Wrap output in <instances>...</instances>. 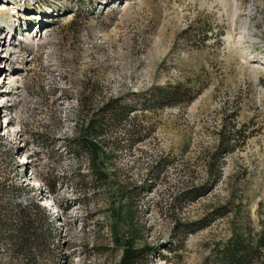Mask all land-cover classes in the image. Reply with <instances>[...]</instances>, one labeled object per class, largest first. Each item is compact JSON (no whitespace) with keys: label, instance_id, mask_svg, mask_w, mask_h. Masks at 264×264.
Here are the masks:
<instances>
[{"label":"rangeland","instance_id":"obj_1","mask_svg":"<svg viewBox=\"0 0 264 264\" xmlns=\"http://www.w3.org/2000/svg\"><path fill=\"white\" fill-rule=\"evenodd\" d=\"M14 4L52 14L0 46V264H118L128 245L136 264H211L233 227L258 241L264 0H0V39Z\"/></svg>","mask_w":264,"mask_h":264},{"label":"trees","instance_id":"obj_2","mask_svg":"<svg viewBox=\"0 0 264 264\" xmlns=\"http://www.w3.org/2000/svg\"><path fill=\"white\" fill-rule=\"evenodd\" d=\"M178 89V85L173 86L170 89L161 90L160 94H164V96L173 98V101L171 103H176L178 102V97L176 96H179V93L181 92ZM109 112H111L114 116L116 115L113 108L111 109V111L109 110ZM224 139L225 136L222 137V142H220L218 147H216V149H214V151L210 154V157H212V162L209 163L210 166L213 165L214 159L219 158V154L222 150L227 152L228 149L232 148V146L228 145L227 147L223 146ZM90 145H92V148L90 149L89 156L94 159V157L96 156L94 148L97 147V145L92 140L88 141L86 139H77V141H75L72 145V150L74 151V153H78L82 150L84 152H87L90 148ZM217 165L218 162L216 163V166ZM96 176L101 177L99 175ZM206 189L207 187H205L204 185L191 184L186 189H183L179 195L183 196V194H185L191 199H196L198 196L205 193ZM32 207L36 211L34 215L40 216L36 217L37 220H41L42 222L47 223L50 227V223H48L47 221L48 215L43 211V208H41L37 202H33ZM20 217L22 218L21 215ZM210 221V218L199 217L198 220H189L183 223H187L188 225H190V228H188V230H193L195 228H198L199 226L205 227L209 225ZM30 222L31 219L29 217L22 218L19 223L20 228L18 227V230L16 232L20 234V238L22 241L24 239H28L30 241V238H34L37 244H41L45 248L44 242L46 239H44L43 241L41 240L43 239L41 236H44V234L40 233L34 227H32ZM183 223L179 222L178 225ZM233 228V233L223 242H220L216 245V251L214 253L215 258L213 262H211V264H254L255 262H257V264H264V256L261 257V251L262 249H264V233L260 235V238L257 242H252L253 239L251 238L250 234L244 236L237 227ZM114 236L115 240L118 241L119 239L118 236H116V233ZM122 251V257L118 264H136L145 249L135 250L131 245H128V248Z\"/></svg>","mask_w":264,"mask_h":264},{"label":"bare ground","instance_id":"obj_3","mask_svg":"<svg viewBox=\"0 0 264 264\" xmlns=\"http://www.w3.org/2000/svg\"><path fill=\"white\" fill-rule=\"evenodd\" d=\"M46 22H47V21H46ZM36 23H37V22H36ZM37 24H38V23H37ZM39 26H40V25H39ZM30 27L32 28V25H30ZM16 30H17V29H16ZM5 31H6V32L9 31V29H6ZM14 31H15V30H14ZM24 31H25V30H24ZM24 31H23V32H24ZM1 45H4V43H0V46H1ZM3 64H4V63H3ZM0 75H2V74H1V71H0Z\"/></svg>","mask_w":264,"mask_h":264}]
</instances>
